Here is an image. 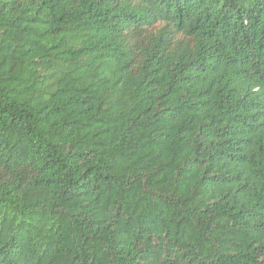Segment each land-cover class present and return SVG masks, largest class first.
<instances>
[{
	"label": "trees",
	"instance_id": "16d2710c",
	"mask_svg": "<svg viewBox=\"0 0 264 264\" xmlns=\"http://www.w3.org/2000/svg\"><path fill=\"white\" fill-rule=\"evenodd\" d=\"M0 264H264V0H0Z\"/></svg>",
	"mask_w": 264,
	"mask_h": 264
}]
</instances>
